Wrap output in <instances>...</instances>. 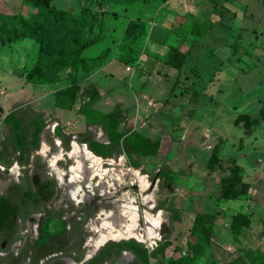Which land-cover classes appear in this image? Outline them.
Segmentation results:
<instances>
[{"label": "rangeland", "instance_id": "1", "mask_svg": "<svg viewBox=\"0 0 264 264\" xmlns=\"http://www.w3.org/2000/svg\"><path fill=\"white\" fill-rule=\"evenodd\" d=\"M199 1L202 6L195 13L198 17L210 16L208 8L212 2ZM56 4L59 7L71 6L75 8L73 11L76 13L82 6L89 5L98 14V26L94 27L92 33L87 31L85 36L96 35L100 27L99 36L102 41L85 53L90 56L99 55L98 61L94 63L102 64L86 78L83 72L78 74L80 90L76 103L71 108L73 112L63 109L65 111L59 113L54 106L52 91L55 89H49L48 84L32 85L26 78L46 82L60 80L62 84H68L70 72L64 53L71 44L70 35L76 34L82 38L81 30L71 26L67 21L49 28L41 27L44 31L42 36L49 39L52 53L56 57L55 66L58 68V74H54L53 71L45 72L39 68L38 38L18 39L11 36L2 38L0 152L2 151L3 155L0 158V165L8 168L16 164L21 170L22 166H26L29 171L28 165L36 160L44 165V176L55 181L60 198L68 197L66 189L69 191V181L61 182L55 173L48 174L50 168L47 166L52 157L59 158L56 165L58 164L60 169L63 168L61 170L64 172L75 166V161L68 154L72 144L65 150L61 133L71 134L72 140L74 143L77 142L76 144L79 143V146H83L80 141L84 133H88L89 138H94L98 142H108L99 126L87 128L78 114L81 91L91 83L89 79H92L100 87V91L106 92L107 89L114 91L104 96L99 102L100 107L108 109L115 102L123 103L128 110L126 122L129 120V125L134 127L132 129L143 130L150 141L158 137L163 139L160 154L140 156L131 153L128 157L121 155L116 159L104 158L99 161L101 168L113 170L104 177L106 189L117 185L115 178H112L113 172L116 174L117 171L125 169L136 170L143 176L144 181L147 179L150 184L146 189H139L137 176L129 173L121 177L122 183L116 192V196L120 198L116 203L121 205L125 203L121 199L122 194L125 191L130 193L133 201L129 205L135 207L131 211H135L138 216L136 230L143 237H146L145 213L155 215L160 212L161 217L166 220L165 236L161 238L162 248L152 250L158 241L156 238L150 237L140 241L150 250L149 264H228L238 256H242L248 264H264L263 257L255 251L257 248L264 251V120H260L249 129L244 127L243 122L235 124L238 115L243 113L256 115L264 106V0H226L224 7L215 6L217 11L222 9L220 12L224 17L220 19L215 13L210 16L216 25L192 50V59L191 57L187 59L176 88L177 91L182 89L181 95L176 97L169 94L176 72L168 67L172 72L164 71L157 59L152 62L145 47L148 40L146 35L133 45L137 51L134 53L139 61L137 65L129 64L130 71H127V65L122 62L128 51L126 47L128 41L121 36L125 23L128 18L146 17L145 7L136 5L129 9L131 6L129 0H56ZM33 13V8L23 5L22 0H0V33L10 35L6 26V19L10 15L20 14L25 20ZM150 17L145 18L149 26L153 19V16ZM154 19L156 20L155 16ZM172 25L175 26L172 33L169 31L162 34V41L166 45L178 44L181 34H186L183 26L181 27L180 17L177 16ZM151 28H154V35L157 27ZM253 34H256V39ZM153 35L150 39H153ZM171 36L174 37L170 38ZM237 39L240 43L237 53L233 55L231 45ZM106 49L107 53L104 54L103 51ZM150 62L154 64L151 66ZM84 65L88 67L90 64ZM191 67H197L203 75L196 77ZM161 72L163 73L159 74ZM210 76H213V79L208 80ZM190 84L202 89V93L188 92L187 89H191ZM143 93L155 100L148 110H139L136 113L135 109L133 110L136 95L140 96ZM124 97L127 101L120 102ZM144 102L142 100L140 104L143 105ZM179 102L180 107H175L174 105ZM13 110L18 114L26 111L28 122L31 124L28 137L31 142L26 146L24 153L18 148L11 127L5 122V116ZM137 114L139 117H136ZM124 125L121 127L122 130H125ZM36 128H40L37 148L34 139ZM215 145L220 150V158L226 163L235 162L243 181L249 183L245 195L231 200L218 199L219 182L229 175L230 167L227 164L221 167L214 164L212 168L208 166ZM83 148L87 150L84 146ZM132 163L139 165L133 167ZM89 169V164L83 162L81 169L83 177L80 181L72 183L74 187H80L81 181L89 177ZM156 175L159 176L158 181L155 179ZM169 178L172 181L168 192L165 182ZM10 179L12 178H7ZM151 182L155 183L152 189ZM148 197L153 200V208L144 202ZM111 205L108 204L107 209L111 208ZM203 215L209 218L213 228L208 246L204 245L198 233L191 230L194 219ZM107 219L114 220L115 228L127 224L126 217L121 213H117L115 218H100L97 220L100 231L93 230L92 238H96L100 233L110 237L109 242L132 238L111 237L110 227L102 225ZM89 243L85 251L91 248L92 244H96L94 241Z\"/></svg>", "mask_w": 264, "mask_h": 264}, {"label": "trees", "instance_id": "2", "mask_svg": "<svg viewBox=\"0 0 264 264\" xmlns=\"http://www.w3.org/2000/svg\"><path fill=\"white\" fill-rule=\"evenodd\" d=\"M132 9L136 5H140L145 8L158 7L161 3L166 0H129ZM210 7L208 9L209 15L212 14L219 15L220 19L223 17V13L220 12L221 8L224 7L226 0H209ZM23 5L33 8V15L29 16L27 19H23L20 14H12L6 19L7 33H0V40L11 36L13 38L23 39V38H38L40 42V53L37 57L38 66L45 72L53 71L54 74H58V68L55 66V56L52 53L51 45L49 39L42 36L43 30L41 27L49 28L55 26L60 22L67 21L71 26H75L77 29L81 30L82 38H79L76 34L70 35V46L65 50V57L68 61V68L70 72V82L65 86L55 89L54 91V106L62 109H71L77 100V95L80 90V81L78 79V74L83 72L84 78L90 76L95 72L98 66L102 63L95 65L94 62L98 61V56H90L85 52L94 46H96L100 40V31L92 37H86V32H93L94 27L98 26V14L95 13L89 5H84L80 8L79 12L73 11L75 8L71 6L59 7L56 4V0H22ZM212 6V7H211ZM221 7L219 11L215 9L216 7ZM228 10V9H226ZM191 16V14H189ZM210 16H205L204 18H192L191 23L186 30V34L178 39V44L165 45L166 48L161 55H155V59L159 60L162 66H166L170 69L176 71L175 81L170 89L172 92L179 85L180 74L183 71L187 59L190 58L193 48L199 44V40L207 34L214 26L215 20ZM181 18V16H180ZM149 24L148 20L142 17L128 18L122 31V37L127 40L126 47L128 49L127 53L122 58V62L129 66V64L137 65L138 59L136 58L137 51H135L133 45L138 42V40L146 35L148 38ZM178 34H176L177 36ZM146 43V42H145ZM239 39H237L231 46H233L232 54H236L239 47ZM104 54L107 53V49L103 51ZM230 60V59H229ZM154 62V60H152ZM89 63L88 67L84 64ZM154 63L150 64L151 66ZM194 71L196 77H201L203 73L197 67H191ZM213 79L210 76L208 80ZM28 83L32 85H43V84H55L53 81H37L29 77L26 78ZM190 91L192 94H201L202 89H198L194 84H190ZM101 98L98 88L93 84L89 83L85 88L82 89L80 94L81 103L78 107L79 114L84 118V122L87 128L93 126H99L103 134L107 138V143H101L94 138H89L88 133H84L83 139L80 141L86 144L87 149L91 151L96 156L101 158H116L121 155L130 156L131 153H136L140 156L157 155L162 151L163 139L158 137L154 141H150L146 136L145 132L142 130H134L130 127H125V130L120 129V125L126 119V113L123 109L121 103H115L113 108L104 112L95 108V103ZM260 120H264V106L259 109L256 115H250L243 113L238 115L235 119V124L243 122L246 129L251 126L257 125ZM5 122L11 127L12 136L17 140V146L23 153L26 146L30 144L29 134L31 124L28 122V113L26 111L20 114L17 111H10L5 116ZM35 124V123H34ZM37 126V124H36ZM39 131L40 128L35 129L34 139L35 148L39 146ZM64 139V148L67 150L69 144L72 141L71 134H62ZM219 148L215 145L212 149L211 161H209L208 166L213 167L214 164L218 166H223L227 164L230 168L229 175L223 177L219 184V194L218 199L220 200H231L236 199L241 195H245L249 188V183L244 182L239 174V168L234 163H226L219 156ZM3 152H0V158ZM133 167H138L139 164L132 163ZM172 179H167L166 182L171 183ZM165 182V184H166ZM158 208V207H157ZM170 221V218H168ZM211 222V221H210ZM192 232L198 233L204 242L205 246L209 245V239L213 234L212 224L209 223V218L207 216H197L192 224ZM124 246L122 249L134 251L136 253V264L140 263V259L144 258L142 261L147 264V249L144 245L134 239L122 240ZM209 242V243H208ZM165 246V245H164ZM163 245L161 246V248ZM255 251L263 257L264 251L260 249H255ZM228 264H248L242 256H238Z\"/></svg>", "mask_w": 264, "mask_h": 264}, {"label": "flooded vegetation", "instance_id": "3", "mask_svg": "<svg viewBox=\"0 0 264 264\" xmlns=\"http://www.w3.org/2000/svg\"><path fill=\"white\" fill-rule=\"evenodd\" d=\"M29 166L30 169L28 171L26 166H22L23 170H21L16 164L8 168L0 165V184H3L0 186V256L5 255L6 261L13 262V264H37L32 259V251H27V249L23 251L25 245L33 244L39 246L47 243L48 238L75 233V236L80 237L81 235L82 238L81 244H71L73 250L78 252H71L72 250H70L68 253L53 254L40 260L38 264H136V253L130 250H123L124 244L121 241L109 242L108 240L111 238L104 234L105 238L103 241L98 242L96 241L98 236L96 238L91 236L92 232L100 231L97 223L98 219L115 218L117 213L122 215L123 204L116 203L120 199L116 196V192L119 190L120 183H122L119 173H114V177H112L115 178L117 183V185L114 183V186L111 185L112 187L110 188L112 190L106 189V185H104L106 180L104 177L110 173L100 177L92 169L88 171L89 177L81 181V186L74 187L72 183L80 181L83 176L80 180H74L72 166L66 172L57 166L60 173H56L52 168L53 172L48 162L47 166L50 168L48 174L55 173L54 175L61 182L69 181V191L66 189L68 197L60 198L55 181L50 180L49 177H45L43 174L44 165L35 160ZM25 168L27 171H25ZM8 177L12 179L7 180ZM155 179L158 181L159 176L156 175ZM137 182L139 189H146L150 185L147 179L143 185L139 183L138 178ZM151 183L152 189L155 183ZM137 187L134 186V188ZM165 188L169 192L170 183L166 182ZM107 192L111 194L106 195ZM126 193L129 192L125 191L121 196L123 201H125L123 195ZM76 194L77 196L75 197L74 195ZM72 196L75 198H72ZM131 201L133 199H130L129 203L125 201V204L129 205ZM144 202L148 207H154L152 198L148 197ZM104 203H107V205ZM108 204H112L109 209H107ZM148 215L153 218L158 216L161 221V226L155 228L156 237L154 238L158 239V241L152 250H156L163 245L161 238L165 236L166 220L161 217L160 212L155 215L148 213ZM93 218L95 219L94 221L92 220ZM93 222H95L94 225L92 224ZM105 222L109 223L108 226L111 231H118L128 224V219L127 224L122 225L121 228L113 226L114 220L107 219ZM145 227H147L146 219ZM131 228L133 229V234L137 233L140 237L132 234H123L119 237L132 236L131 239L134 238L139 242L145 241V237L137 232V225H132ZM146 233L145 228V236ZM111 237H113L112 234ZM90 241H94L100 246L92 244V247L85 251V247L90 245ZM144 248L146 247L144 246ZM149 251L147 249V264H149L150 259ZM143 260L144 258L140 259L138 264H144Z\"/></svg>", "mask_w": 264, "mask_h": 264}, {"label": "crops", "instance_id": "4", "mask_svg": "<svg viewBox=\"0 0 264 264\" xmlns=\"http://www.w3.org/2000/svg\"><path fill=\"white\" fill-rule=\"evenodd\" d=\"M202 6V3L201 1L199 0H166L164 1L163 3H161L158 7H151V8H145V13H144V18H148L150 16H153L152 18L154 19V16L156 18V20L152 19L151 22H150V26H149V31H150V37L153 35V29L154 28H151L152 26L153 27H157V31L154 33L153 35V39H150L147 38L148 40L146 41V49H147V52L149 53V55L151 56L150 59L151 60H155V55H161L164 51V49L166 48V43L162 41L163 37H162V34L163 32H165V34L167 32L170 31V33H172L174 31V28L175 26H173V22L175 21L176 17H180L181 16V27L183 26V28L185 29V31L188 29L190 23H191V20L192 18H204V17H198V15L195 13L196 10ZM209 9V8H208ZM201 10V8H200ZM147 11V12H146ZM227 13V12H226ZM189 14H191V16H189ZM224 17V15H223ZM222 17V18H223ZM151 18V17H150ZM223 23V22H222ZM216 24H214L213 28L215 27ZM175 34V33H174ZM183 35L181 34V37ZM252 36H254V38L256 39V34H253ZM174 36H171L170 38H173ZM169 38V39H170ZM257 42L259 43V39H257ZM256 44V43H254ZM194 49V48H193ZM193 54V53H192ZM192 54H191V59H192ZM160 63V61H159ZM150 64H152V62H150ZM161 64V63H160ZM161 68L164 70V71H167V72H172L170 70H168V68L166 66H162L160 65ZM160 68V67H159ZM163 71V72H164ZM154 72H156L154 70ZM163 72L159 73V74H162ZM176 72V71H175ZM95 76V75H93ZM91 83H93L99 90V93L101 95V98L95 103V108L101 110V111H104V112H108L110 111L114 104L117 103L115 102L110 108L108 109H105V108H102L99 106V102L102 101V99H104V96L109 93H114L113 89H107L106 92H102L100 91V87L98 85L95 84V82L92 80V79H89ZM67 83H63L61 81L55 83V84H51V85H48V88L49 89H58V88H61L63 86H65ZM41 89H46V88H42L40 87ZM179 91H177V89H174L172 92L169 90V94L172 96V97H176L177 95H181V90L182 89H178ZM188 92L191 93L190 90L187 89ZM52 94H53V100H54V92L52 91ZM168 94V96H170ZM168 98V97H167ZM145 101L143 105L140 104V101ZM155 99L152 98L151 96L147 95V94H141L140 96L136 95V98H135V103H134V106H133V110L135 109L136 113L141 110H148L150 104H153V101ZM126 102V98L124 97L123 100L120 102ZM119 103V102H118ZM179 104H181V102L175 104L174 106H179ZM123 109L125 110V113L126 115L128 114V110L125 109L123 103H121ZM173 106V107H174ZM79 107V105H78ZM56 111L59 112V113H62L64 112L65 110H63L62 108H58V107H55ZM66 111H70V112H73L71 109H67ZM79 114V113H78ZM80 116V119H82L84 121V118L81 114H79ZM136 117H139L138 114ZM127 120V117L125 119V121L120 125V129L122 127L123 124H125L124 126L125 127H130V128H134V127H131V125H129V120H128V123L126 122ZM134 120V119H132ZM134 123H136V121H134ZM133 123V124H134ZM101 130V129H100ZM143 131V130H142ZM75 141H71L70 142V146L71 144L73 145ZM77 143V142H76ZM75 143V144H76ZM79 144V143H78ZM81 145H83L85 147V149H87V146L86 144L84 143H80ZM88 150V149H87ZM89 151V150H88ZM90 153H92L91 151H89ZM93 154V153H92ZM95 155V154H93ZM96 156V155H95ZM99 157V156H97ZM101 160L104 159V158H101L99 157ZM52 159V158H51ZM51 161V160H50ZM59 167V166H58ZM63 169V168H61Z\"/></svg>", "mask_w": 264, "mask_h": 264}, {"label": "bare ground", "instance_id": "5", "mask_svg": "<svg viewBox=\"0 0 264 264\" xmlns=\"http://www.w3.org/2000/svg\"><path fill=\"white\" fill-rule=\"evenodd\" d=\"M68 154L75 161V166H72L71 168L73 170L74 180L81 179L82 175L80 171L82 169L83 162H87L89 164V168L94 170L100 177H103L106 174L111 173L113 171L112 169L109 170V169L101 168L99 164L100 158L91 154L88 150H84L83 146H79L78 144L74 143L72 145L71 151ZM58 159H59L58 157H52L51 161H49L50 166L55 170L56 173H60V170L57 168L56 165ZM101 169L103 170L101 171ZM114 173L115 172H113L112 177H114ZM117 173H119L120 177H123L125 174L132 173L137 176L138 181L141 185H143L144 183V179L142 178V176H140L137 173L136 170L125 169V170L117 171ZM123 198L127 203H129L131 196L129 195V193H126L123 195ZM132 209H135V207L132 205H128L125 203L122 205V216L128 219V224L126 226H123L122 229L118 231L110 230V233L112 234L113 237H119L120 235L123 234H132V235H136L137 237H140L137 233L133 234V229L131 228L132 225H136L138 218L136 212L131 211ZM145 219L147 224L146 227L147 233L145 238L147 239V237H151V238L156 237L155 228L161 226V221L159 217L157 216L153 218L150 215H148V213H146ZM102 225L109 227L108 226L109 223L106 222H104ZM104 238H105L104 233H100L96 238V241L98 242L103 241Z\"/></svg>", "mask_w": 264, "mask_h": 264}, {"label": "water", "instance_id": "6", "mask_svg": "<svg viewBox=\"0 0 264 264\" xmlns=\"http://www.w3.org/2000/svg\"><path fill=\"white\" fill-rule=\"evenodd\" d=\"M82 238L75 236V233L69 234L67 236H59V237H51L47 239V243L41 244L39 246L33 244L25 245L24 250L32 251V259L35 263H39L40 260L44 259L47 256H51L57 253H68L78 252L77 250H73L71 244H81ZM66 246V247H65ZM0 264H13V262L6 261L5 255L0 256Z\"/></svg>", "mask_w": 264, "mask_h": 264}, {"label": "built area", "instance_id": "7", "mask_svg": "<svg viewBox=\"0 0 264 264\" xmlns=\"http://www.w3.org/2000/svg\"><path fill=\"white\" fill-rule=\"evenodd\" d=\"M126 70H127V71H130V66H127V67H126Z\"/></svg>", "mask_w": 264, "mask_h": 264}]
</instances>
